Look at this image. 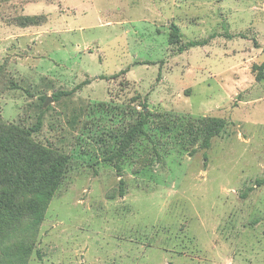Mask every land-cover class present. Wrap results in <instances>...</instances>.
I'll use <instances>...</instances> for the list:
<instances>
[{
	"label": "rangeland",
	"instance_id": "1",
	"mask_svg": "<svg viewBox=\"0 0 264 264\" xmlns=\"http://www.w3.org/2000/svg\"><path fill=\"white\" fill-rule=\"evenodd\" d=\"M263 60L264 0H0V122L40 119L31 139L68 156L0 259L24 240L26 264H264Z\"/></svg>",
	"mask_w": 264,
	"mask_h": 264
},
{
	"label": "trees",
	"instance_id": "2",
	"mask_svg": "<svg viewBox=\"0 0 264 264\" xmlns=\"http://www.w3.org/2000/svg\"><path fill=\"white\" fill-rule=\"evenodd\" d=\"M181 36L178 26L170 24V44H177ZM207 43V39L189 40L182 44L178 51ZM255 70L256 79L264 80V60ZM83 83L87 84L89 81ZM53 97L57 98L58 94ZM138 114L136 124L125 131L118 140L119 156L132 144L135 137L146 134L145 125L149 115L146 103L142 104V110ZM198 120L203 142L208 146L209 140L223 130L225 122L222 118L207 116ZM40 124L39 119L32 129L24 130L17 125L0 122V243L12 232L26 227L27 224L30 229L36 231L67 169V155L55 152L31 139V132L38 130ZM263 182L264 179L256 180L258 185ZM122 184L120 181L121 188ZM28 245L26 241L21 240L17 243L14 258L9 254V260L4 262L0 259V264H26L31 252Z\"/></svg>",
	"mask_w": 264,
	"mask_h": 264
},
{
	"label": "water",
	"instance_id": "3",
	"mask_svg": "<svg viewBox=\"0 0 264 264\" xmlns=\"http://www.w3.org/2000/svg\"><path fill=\"white\" fill-rule=\"evenodd\" d=\"M51 101V98H47L45 101V105H47Z\"/></svg>",
	"mask_w": 264,
	"mask_h": 264
}]
</instances>
